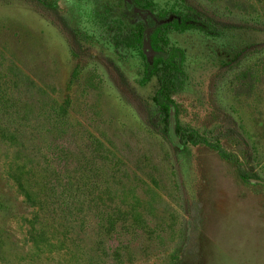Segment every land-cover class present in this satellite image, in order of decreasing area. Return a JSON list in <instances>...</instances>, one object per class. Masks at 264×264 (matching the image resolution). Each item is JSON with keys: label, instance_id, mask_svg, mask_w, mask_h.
I'll return each instance as SVG.
<instances>
[{"label": "rangeland", "instance_id": "rangeland-1", "mask_svg": "<svg viewBox=\"0 0 264 264\" xmlns=\"http://www.w3.org/2000/svg\"><path fill=\"white\" fill-rule=\"evenodd\" d=\"M0 98V264H264V0H0Z\"/></svg>", "mask_w": 264, "mask_h": 264}, {"label": "trees", "instance_id": "trees-1", "mask_svg": "<svg viewBox=\"0 0 264 264\" xmlns=\"http://www.w3.org/2000/svg\"><path fill=\"white\" fill-rule=\"evenodd\" d=\"M178 21L171 20L170 18H159L156 19L154 24L151 25V28H147L146 25L140 22L137 26L135 37L138 44L144 49V53L148 54L152 50L151 46V38L152 34L160 25L169 24L172 26H177ZM149 29V30H148ZM78 47V45H77ZM77 47H74L77 50ZM79 56L78 54L74 53ZM179 53L174 50L165 51L162 55L157 56V54L153 55V57H148V71L156 77L157 80V89L153 97V103L156 107V115H159L160 121L165 123V134L166 138L170 140L174 145L178 146L179 140L181 141L185 136L182 132V128L177 125L176 122V108L175 105L170 98V94L173 87V77L174 74L179 70L180 60ZM3 99L0 98V107L1 101ZM3 117H7L4 113L0 112V120ZM4 134H1L4 138H7L8 132L4 130ZM191 141H196L198 138L194 136H189ZM199 141V140H197ZM181 145V144H180ZM179 145V146H180ZM178 146V147H179ZM238 175L245 179L247 176L243 171H239ZM67 206V205H66ZM2 205L0 204V210ZM69 208V206H67Z\"/></svg>", "mask_w": 264, "mask_h": 264}, {"label": "water", "instance_id": "water-1", "mask_svg": "<svg viewBox=\"0 0 264 264\" xmlns=\"http://www.w3.org/2000/svg\"><path fill=\"white\" fill-rule=\"evenodd\" d=\"M153 55H154V52L153 51H150L148 54H145L146 58H148L149 56L150 57H153Z\"/></svg>", "mask_w": 264, "mask_h": 264}, {"label": "flooded vegetation", "instance_id": "flooded-vegetation-1", "mask_svg": "<svg viewBox=\"0 0 264 264\" xmlns=\"http://www.w3.org/2000/svg\"><path fill=\"white\" fill-rule=\"evenodd\" d=\"M150 20L152 21V24H154V22L156 21V18L155 17H150Z\"/></svg>", "mask_w": 264, "mask_h": 264}]
</instances>
